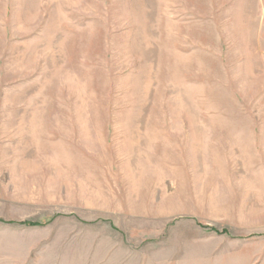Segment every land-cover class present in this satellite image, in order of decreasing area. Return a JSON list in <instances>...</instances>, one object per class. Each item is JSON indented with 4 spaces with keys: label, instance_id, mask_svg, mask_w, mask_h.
<instances>
[{
    "label": "rangeland",
    "instance_id": "1",
    "mask_svg": "<svg viewBox=\"0 0 264 264\" xmlns=\"http://www.w3.org/2000/svg\"><path fill=\"white\" fill-rule=\"evenodd\" d=\"M0 264H264V0H0Z\"/></svg>",
    "mask_w": 264,
    "mask_h": 264
}]
</instances>
